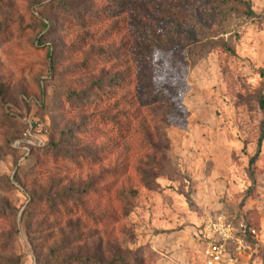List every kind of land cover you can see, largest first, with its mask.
<instances>
[{
  "label": "rangeland",
  "instance_id": "obj_1",
  "mask_svg": "<svg viewBox=\"0 0 264 264\" xmlns=\"http://www.w3.org/2000/svg\"><path fill=\"white\" fill-rule=\"evenodd\" d=\"M61 1L0 0V264H205L220 219L264 264L261 1Z\"/></svg>",
  "mask_w": 264,
  "mask_h": 264
},
{
  "label": "built area",
  "instance_id": "obj_2",
  "mask_svg": "<svg viewBox=\"0 0 264 264\" xmlns=\"http://www.w3.org/2000/svg\"><path fill=\"white\" fill-rule=\"evenodd\" d=\"M264 5V0H260ZM28 129L23 134L26 144L24 150L29 152L31 147L44 146L45 127L24 119ZM255 231L248 227L244 220L225 223L219 220L218 224L207 227L203 233V256L205 264H244L247 252L250 250L248 238L254 237Z\"/></svg>",
  "mask_w": 264,
  "mask_h": 264
},
{
  "label": "trees",
  "instance_id": "obj_3",
  "mask_svg": "<svg viewBox=\"0 0 264 264\" xmlns=\"http://www.w3.org/2000/svg\"><path fill=\"white\" fill-rule=\"evenodd\" d=\"M53 1H54V3L57 4V6L59 7L60 10L66 12V13H68L70 15H73L76 18V20H78L79 22H82V21H80L81 16L79 14H77V12L71 6H69L68 4H66L65 2H63L61 0H53ZM232 1L240 2V0H232ZM245 5H246V7L248 9L249 15L251 17H255L256 14L253 11V9L251 8V6L248 5V4H245ZM110 86L116 87V84L115 85L112 84ZM104 88H106V85L105 84H104ZM81 94H83V93H79V94L78 93H76V94L72 93L71 95H68V97H71V98H73V97H79ZM260 106H261V109L264 110V98L261 100ZM21 125L23 126V130H22L21 136L19 138V141H20L19 150L21 151L20 152L21 157H25L27 154H30L31 155V154L35 153L36 151L45 150L46 148H48L49 144L46 143L44 146L31 147L29 152L25 151L24 150V147L26 146V144L23 141V134L26 132V130L28 129V127H27V125L24 122H21ZM262 140H263V138L261 137L259 139V143H258V145L260 147H261V144H262ZM256 158H257V155L253 158L252 163L255 162Z\"/></svg>",
  "mask_w": 264,
  "mask_h": 264
}]
</instances>
